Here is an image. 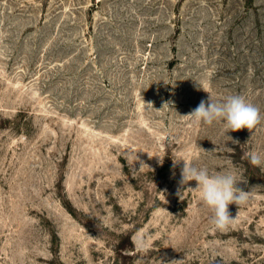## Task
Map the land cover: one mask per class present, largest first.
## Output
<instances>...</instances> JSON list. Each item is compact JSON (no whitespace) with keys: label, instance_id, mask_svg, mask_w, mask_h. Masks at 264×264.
Listing matches in <instances>:
<instances>
[{"label":"rangeland","instance_id":"rangeland-1","mask_svg":"<svg viewBox=\"0 0 264 264\" xmlns=\"http://www.w3.org/2000/svg\"><path fill=\"white\" fill-rule=\"evenodd\" d=\"M236 94L253 131L186 116ZM253 152L264 0H0V264H264ZM183 160L249 192L227 230Z\"/></svg>","mask_w":264,"mask_h":264},{"label":"clouds","instance_id":"clouds-1","mask_svg":"<svg viewBox=\"0 0 264 264\" xmlns=\"http://www.w3.org/2000/svg\"><path fill=\"white\" fill-rule=\"evenodd\" d=\"M186 116L194 119L196 123L209 126L222 121L227 132L245 128L253 131L262 120L260 109L240 94L227 96L223 102L213 101L209 95L207 100H201ZM249 161L253 166L260 167L264 165V155L253 152L249 154ZM177 162L174 161V166ZM140 165H144L143 161H140ZM190 181H195L196 187H189L188 190L198 192L203 203L211 210V223L215 230H227L234 223L236 216L233 217L230 213L229 205L235 204L239 208L249 200V192L238 187L237 178L232 173L211 174L207 168L185 162L180 184L184 186ZM141 246L143 247L142 242Z\"/></svg>","mask_w":264,"mask_h":264}]
</instances>
